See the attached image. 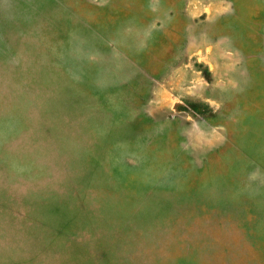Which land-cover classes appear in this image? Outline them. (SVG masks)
Listing matches in <instances>:
<instances>
[{
    "label": "rangeland",
    "instance_id": "374dc122",
    "mask_svg": "<svg viewBox=\"0 0 264 264\" xmlns=\"http://www.w3.org/2000/svg\"><path fill=\"white\" fill-rule=\"evenodd\" d=\"M0 264H264V0H0Z\"/></svg>",
    "mask_w": 264,
    "mask_h": 264
}]
</instances>
